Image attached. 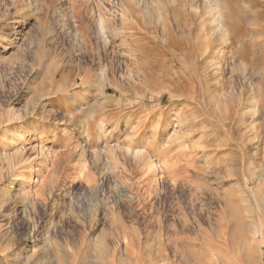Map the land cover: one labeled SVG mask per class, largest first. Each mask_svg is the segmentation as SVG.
Instances as JSON below:
<instances>
[{
	"label": "rangeland",
	"instance_id": "obj_1",
	"mask_svg": "<svg viewBox=\"0 0 264 264\" xmlns=\"http://www.w3.org/2000/svg\"><path fill=\"white\" fill-rule=\"evenodd\" d=\"M216 1L0 0V264H264V0Z\"/></svg>",
	"mask_w": 264,
	"mask_h": 264
},
{
	"label": "bare ground",
	"instance_id": "obj_2",
	"mask_svg": "<svg viewBox=\"0 0 264 264\" xmlns=\"http://www.w3.org/2000/svg\"><path fill=\"white\" fill-rule=\"evenodd\" d=\"M221 2V1H220ZM222 4V3H221ZM220 4H219V2L218 1H216V0H214V2H213V9H214V12H213V14H214V16H215V18L213 17V16H211V17H213L214 18V22L216 23V25H214L215 27H217L218 26V28H220V29H222L223 28V21H225V20H223V16H222V14H221V12L222 11H220V6H219ZM223 13V12H222ZM213 22V21H212ZM228 22V21H227ZM214 23V24H215ZM229 23V22H228ZM164 29H165V27H164ZM166 29H168V28H166ZM169 30V29H168ZM167 33H170L171 34V32L170 31H167ZM220 35V34H219ZM163 36H164V34H163ZM222 36V35H221ZM160 38V37H159ZM155 39V38H154ZM177 39V38H176ZM226 38H224V40H225ZM160 40V39H159ZM164 40V39H163ZM212 41V40H211ZM155 42V41H154ZM165 43V42H164ZM140 44V43H139ZM200 45V44H199ZM212 45V44H211ZM162 46V45H161ZM248 46V45H247ZM168 47V46H167ZM193 48V47H192ZM196 48V47H195ZM198 48V47H197ZM140 70V69H139ZM105 71V70H104ZM141 71V70H140ZM106 73V72H105ZM109 73V72H108ZM113 73V72H112ZM110 74V73H109ZM138 74V73H137ZM142 75H144V74H142ZM112 76V75H111ZM136 78V77H135ZM133 79V78H132ZM131 79V80H132ZM136 79H138V78H136ZM141 79V78H140ZM139 80V79H138ZM116 84V83H115ZM150 89V88H149ZM240 246V245H239Z\"/></svg>",
	"mask_w": 264,
	"mask_h": 264
}]
</instances>
